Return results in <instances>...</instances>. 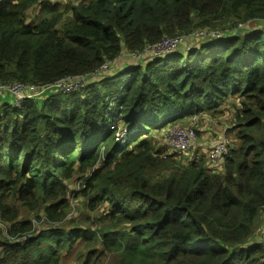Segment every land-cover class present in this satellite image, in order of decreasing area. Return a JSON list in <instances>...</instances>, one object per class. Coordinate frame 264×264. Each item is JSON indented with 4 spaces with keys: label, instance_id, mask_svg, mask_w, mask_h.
Returning <instances> with one entry per match:
<instances>
[{
    "label": "trees",
    "instance_id": "obj_1",
    "mask_svg": "<svg viewBox=\"0 0 264 264\" xmlns=\"http://www.w3.org/2000/svg\"><path fill=\"white\" fill-rule=\"evenodd\" d=\"M174 36L195 48L150 54ZM108 62L69 94H0V264H264V0H0V85ZM218 115L221 171L166 154L170 128Z\"/></svg>",
    "mask_w": 264,
    "mask_h": 264
},
{
    "label": "built area",
    "instance_id": "obj_2",
    "mask_svg": "<svg viewBox=\"0 0 264 264\" xmlns=\"http://www.w3.org/2000/svg\"><path fill=\"white\" fill-rule=\"evenodd\" d=\"M230 34L224 36L220 31H196L192 34V38L200 40V42L219 41L226 39ZM186 40L185 37L174 36L171 38H163L157 45L149 47V52L156 55H164L175 52ZM205 43V42H204ZM112 66V63H106L99 67L93 74L81 78H63L53 84L41 87L24 86L21 84L0 85V94L9 99V104L13 107L19 108L25 99H41L45 94L65 93L69 94L80 90L84 84L99 80L100 77L107 74ZM169 130V129H168ZM123 134L117 133V137L121 138ZM167 147L171 154H177L185 157L190 148H193L194 141H196V134L194 131L176 126L170 128L167 136ZM206 157L217 163L220 168L224 165L225 158L228 154V145L224 138L210 147L205 153ZM264 242V239H263Z\"/></svg>",
    "mask_w": 264,
    "mask_h": 264
},
{
    "label": "rangeland",
    "instance_id": "obj_3",
    "mask_svg": "<svg viewBox=\"0 0 264 264\" xmlns=\"http://www.w3.org/2000/svg\"><path fill=\"white\" fill-rule=\"evenodd\" d=\"M232 29H234V28L232 27ZM238 29L241 30L240 28H237V30ZM232 32L233 31H227V32H224L223 35L226 36L228 34H231ZM204 42H207V40ZM191 48L192 47L187 48L186 51L191 50ZM193 48H195V47H193ZM123 57H125V59H124V65L125 66L133 63L134 59L132 57H130L129 55L124 54ZM124 65L121 64L120 66H124ZM205 114H208V113H205ZM193 120H195L194 122H196V120L198 121L195 129L197 130V128H201L203 130L200 133L197 131V135H196L197 138H196V141H194L193 148L191 147L190 150L187 152V154H184V155H186L185 157L179 156L177 154H174V155L177 156L178 162H182L183 164H187L188 162L195 160V161H197V165H200L209 171L215 170L216 173H218L219 171H221V169L217 166V163L214 162L213 160L209 159L208 157H206V154H202V152L205 151V150L203 151V147H205V140L204 139L206 138V136L204 135L206 133V131H204V128L205 127L210 128V133H211L212 137H216V133H213V131H215V130H217L218 133H223L224 136L227 138L226 143L228 144V141H229V144H230V142L232 143V141L235 140V134L231 131V129L225 130L226 127H231L230 126V118L226 117V116H219L218 115L215 118H205V119L194 118ZM186 127H188V126H186ZM202 136H203V140H201ZM197 143H199L200 147L196 148ZM165 145H164V147L167 151L166 154H169L170 151L167 149V147H166L167 145L166 146ZM68 184H70V183H68ZM76 208H77V206H76ZM77 212H78V210L74 209L70 213L69 217L71 218V217L75 216ZM263 221H264V218H263ZM46 225H48V223L45 220L34 221V223H33L35 230H39V229L41 230V228L45 227ZM262 238L264 239V232L262 233ZM83 258H84V256H82V258H81V256L78 254V250H73L71 253L67 254L64 257L63 264H84ZM89 264H93V263H89Z\"/></svg>",
    "mask_w": 264,
    "mask_h": 264
},
{
    "label": "crops",
    "instance_id": "obj_4",
    "mask_svg": "<svg viewBox=\"0 0 264 264\" xmlns=\"http://www.w3.org/2000/svg\"><path fill=\"white\" fill-rule=\"evenodd\" d=\"M196 45H192V43L189 41V42H185L183 45H182V47L180 48V50L179 51H181V52H184L187 48H189V47H195ZM150 54L151 55H156V54H153L152 52H150ZM122 63H120V65H121ZM119 64H116V66H119V67H121ZM112 70H113V68H111L110 69V72H109V74H111V72H112ZM226 129H230V127H226L225 128V130ZM204 131H206V133L204 134L205 136H206V138L204 139L205 140V147H203V151L204 152H202V154H205L209 149H210V147L212 146V145H214L216 142H218L221 138H224L225 139V141H226V137L224 136V134L223 133H218V131L217 130H215V131H213V133H216V137H212V135H211V133H210V128H207V127H205L204 128ZM201 140H203V136L201 137ZM228 141V140H227ZM230 144L231 145H235V144H237V140H236V138H235V140L234 141H232V143L230 142ZM227 145H229V141H228V144ZM197 147H200V145H199V143H197L196 144V148ZM263 227H264V225H263Z\"/></svg>",
    "mask_w": 264,
    "mask_h": 264
},
{
    "label": "water",
    "instance_id": "obj_5",
    "mask_svg": "<svg viewBox=\"0 0 264 264\" xmlns=\"http://www.w3.org/2000/svg\"><path fill=\"white\" fill-rule=\"evenodd\" d=\"M239 32H240V30L238 29L237 32H236V34H238Z\"/></svg>",
    "mask_w": 264,
    "mask_h": 264
}]
</instances>
